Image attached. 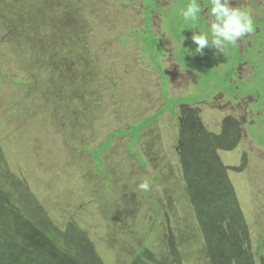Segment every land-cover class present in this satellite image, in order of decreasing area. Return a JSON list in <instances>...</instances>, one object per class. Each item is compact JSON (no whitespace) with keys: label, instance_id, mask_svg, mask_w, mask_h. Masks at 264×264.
<instances>
[{"label":"rangeland","instance_id":"obj_1","mask_svg":"<svg viewBox=\"0 0 264 264\" xmlns=\"http://www.w3.org/2000/svg\"><path fill=\"white\" fill-rule=\"evenodd\" d=\"M190 2L0 0L4 264H264V0L203 57Z\"/></svg>","mask_w":264,"mask_h":264},{"label":"clouds","instance_id":"obj_2","mask_svg":"<svg viewBox=\"0 0 264 264\" xmlns=\"http://www.w3.org/2000/svg\"><path fill=\"white\" fill-rule=\"evenodd\" d=\"M202 7L198 0H191L182 11L184 21L195 24L200 19ZM208 30L192 32L190 37L196 46L192 56L203 57L205 48L214 50L213 55H223L230 45H235L242 38L255 31L249 10L232 5L231 0H211V7L207 9ZM183 46V42L181 44ZM141 191L150 190V181L145 179L138 185Z\"/></svg>","mask_w":264,"mask_h":264},{"label":"trees","instance_id":"obj_3","mask_svg":"<svg viewBox=\"0 0 264 264\" xmlns=\"http://www.w3.org/2000/svg\"><path fill=\"white\" fill-rule=\"evenodd\" d=\"M145 23H147V22H145ZM146 26V25H145ZM146 27H148V26H146ZM153 38V37H152ZM154 39V38H153ZM236 44H235V46H234V49L236 50ZM237 53V52H236ZM237 55H239V54H237ZM244 59H245V56H243L242 58H241V60L240 61H238V62H244ZM251 64L253 65V67L255 68V72L258 70L259 72L257 73V76H258V79L260 80L263 76H264V68H263V66H262V69H259V68H257V67H260V66H258L257 64H256V62H254V64H253V61L251 62ZM157 68V67H156ZM261 68V67H260ZM158 70H159V72H160V68H159V66H158V68H157ZM216 72H217V76H219L218 74H220V75H224V72L222 71V70H220V69H216ZM161 74V73H160ZM234 74V72L232 73V75ZM232 76H230V74L228 73L226 76H225V82L227 83L228 82V80L231 78ZM203 78V77H202ZM264 79V78H263ZM163 88V87H162ZM164 93H167L166 91H164ZM166 96H167V94H166ZM164 99H165V102H167L169 99L168 98H166L165 96H164ZM174 106H176V105H174ZM166 107V106H165ZM164 107V108H165ZM162 109V108H161ZM173 110V109H172ZM158 113H160V112H158L157 111V114ZM156 114V115H157ZM155 116V115H154ZM161 116L159 115V117L158 118H160ZM154 119H156V117H149V118H147V119H145V120H143L142 122L143 123H141V125H139L138 126V128L137 129H139L140 131H141V129L142 128H145V127H147V125H149L151 122H152V120H154ZM134 126H136V125H134ZM131 129V128H130ZM143 130V129H142ZM139 131V132H140ZM121 133H123V132H121ZM113 135V134H112ZM254 137V136H253ZM113 138H115V137H112L111 138V136L109 137V139H113ZM261 147H262V145H261ZM263 149H264V144H263ZM95 151V150H94ZM96 172H98L97 170H96ZM5 193V192H4ZM5 195H7V193H5ZM8 197V198H7ZM7 197H2L1 195H0V264H4L5 263V261H4V257L6 256V253H5V251H4V248H3V245L1 244V242H3V244H5V245H7L8 246V249H9V251H8V253H7V255L9 256V259L11 258V254H12V252L14 251V250H18L17 248V245H15L14 246V244H18V243H21V239H20V237H19V234H20V226H19V221L18 220H9L8 222H6V218H7V216H9L10 218H14V216H13V214L11 213V211L9 210V209H11L12 208V206L9 208V206H10V204H11V198H10V196L8 195ZM9 211V212H8ZM6 229H10V233H7V230ZM6 232V234H4L5 232Z\"/></svg>","mask_w":264,"mask_h":264},{"label":"flooded vegetation","instance_id":"obj_4","mask_svg":"<svg viewBox=\"0 0 264 264\" xmlns=\"http://www.w3.org/2000/svg\"><path fill=\"white\" fill-rule=\"evenodd\" d=\"M235 48H236V52H239L240 48H239L237 45H236ZM240 53H241V51H240ZM241 54H242V53H241ZM242 57H243V56H242ZM242 57H241V58H242ZM243 63H247V64H249L248 61H244V62H239L238 65L243 64ZM238 65H237V66H238ZM251 65H252V64H250L249 69L252 70V72H253V71L255 72V68L252 67L253 65H252V66H251ZM235 72H236V70H235ZM256 77H257V75H256V73H254V75H253L249 80H247V82H250L251 79H256ZM237 78H238V77H237ZM238 79H239V78H238ZM230 80H231V79H229L228 81H230ZM239 80H240V79H239ZM240 81H243V80H240ZM243 82H245V81H243ZM223 94H225V93H223ZM246 96H249V95H246ZM240 97H243V96L234 97V98H240Z\"/></svg>","mask_w":264,"mask_h":264},{"label":"crops","instance_id":"obj_5","mask_svg":"<svg viewBox=\"0 0 264 264\" xmlns=\"http://www.w3.org/2000/svg\"><path fill=\"white\" fill-rule=\"evenodd\" d=\"M181 97H179L178 99H180ZM173 99H177V98H173Z\"/></svg>","mask_w":264,"mask_h":264}]
</instances>
